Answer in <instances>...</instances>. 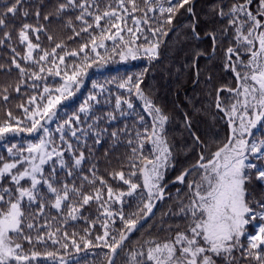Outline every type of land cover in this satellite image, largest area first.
Here are the masks:
<instances>
[{
    "label": "trees",
    "instance_id": "obj_1",
    "mask_svg": "<svg viewBox=\"0 0 264 264\" xmlns=\"http://www.w3.org/2000/svg\"><path fill=\"white\" fill-rule=\"evenodd\" d=\"M13 2L14 0H0V14L6 13V7H11ZM136 3L138 10L133 13L131 4L125 0L124 7L128 9V12L125 13L120 7L119 0H75V3H69V0H22L21 4L17 6L18 11L15 14L7 13L4 16L6 27L0 26V41H3L0 43V124L11 123L20 128L31 127V120L28 119L24 109H29L31 112L37 105H40L42 109L47 103L49 95L53 98L58 96L59 92H56L55 89L64 85V73L67 72L71 75L73 65H80L83 68L77 77L79 82H83V87L76 91L74 97L67 101H61L52 109L56 115L51 121H48L46 117L40 120L41 124L48 128V133L40 130L5 134V138L0 140V157H3L4 161H9L10 154L7 149L13 144L22 147L29 141L38 140L57 132L50 138L53 142L51 147H56L64 154L62 158L66 167L62 169L59 163L55 162V179L59 182L55 186L59 187L65 183L69 186L75 184L77 187L82 186V190L91 195H95L96 189L101 191V201L98 202L95 199L90 201L77 213V219H69L67 223L64 222L67 206L63 207V211L46 206L41 212L36 202H33L30 208L27 207L28 202L25 199L23 210L26 218L22 235L13 236V239L22 245L21 254L28 255L31 264H61V260L65 264H106L110 249L104 248L103 243L96 240V236L103 235L105 231L102 225L108 224L107 230L110 233L108 239L111 243L112 235L119 238L121 231L126 232L123 222L116 213L123 211L125 219L130 216L137 219L135 215L131 214L136 213L138 208H142L143 204L148 201L142 170L146 167V163L151 161L154 154L151 141L145 136V129L149 134L152 131L153 118L152 114H149L145 109L143 101L139 102L135 98L133 110L128 111L125 101L122 99L128 93L120 87L122 83L115 81L118 75L135 79L140 77L139 86L144 96L151 99L153 105L161 108L163 113L169 117L165 138L174 148V158L172 168L167 172L162 187L176 179L185 169L196 164L200 159L201 152L205 155L206 160L210 159L211 153L223 146L229 138V125L217 108V95L219 89H223L220 105L228 114L232 111L228 107L229 102L232 106L236 105L238 111L240 103L237 101L241 100V96L225 89L237 85L227 56V49L234 47L237 41L235 29L229 27V18H221L217 13L220 8L227 12L232 5L242 4L244 0H198L194 6V15L186 11L191 4L185 5L173 16L171 25H164V31L167 33L171 31L168 37L160 33L153 35V29L159 27L168 15L167 13L162 15L158 11L161 4L165 8L170 6L167 0H152V4L156 6L155 11H148L143 0H136ZM60 4L68 6L57 14ZM81 4H86L88 13H91V15L85 14L83 20L77 19L82 12L79 7ZM112 9H115L117 15L123 19L113 18L111 22L102 19L100 27H96L94 16L103 15L105 11ZM252 10H255L254 7ZM25 12L28 13L26 16ZM45 16L49 18L45 19ZM240 16L243 18L242 13ZM133 17L140 20L141 23L135 24ZM147 19H151V21L148 22ZM195 19L199 35L204 36L207 33H212L217 41V49L210 58L200 56L198 61L199 80L194 85L196 81L195 53L210 54L213 46L210 37L201 40L193 35L191 26L195 25ZM112 23L120 24L121 35L125 41H128L131 36L127 31L128 28L133 30L132 34L136 38L135 40L141 41L145 31L156 38L159 47L158 55L153 62L145 57L134 61L135 63L132 65L125 63L118 67L112 63L105 65L104 59L109 58L112 54V52L107 54L106 47L109 49L112 41L105 40L106 47H97L94 52L91 40L93 36L99 37L102 28L109 29L107 35L114 34L116 29L111 27ZM24 24L30 25L32 29H39V31L31 29L27 31L29 40L33 44L39 45L33 50L31 60L23 59L28 52L27 42L22 43L19 37V32ZM88 25H92V27L89 28ZM174 27L175 29L172 30ZM86 28L87 31H83ZM227 28H229L228 31ZM5 32L10 35L6 37ZM244 32L247 34V28L244 29ZM57 44H60L61 47L57 48ZM85 44L87 48L81 52V46ZM54 48L56 52L55 55H52ZM239 49L245 50L241 44ZM44 51L50 55L46 60L40 61L39 57L43 55ZM73 51L78 55H68ZM96 53H99V56ZM85 55L88 57L87 60L84 59ZM61 56L65 57L63 63L59 59ZM101 57H104L103 62ZM248 59L246 58L242 62L244 63ZM13 60L25 69L23 74L16 67V63H13ZM236 64L238 72L242 75L240 69L244 67L238 59ZM40 67L45 70L40 72ZM57 67L60 70L59 76L48 72V69L51 68L54 73ZM32 72H36L39 78L32 76ZM98 77L106 80L105 87L110 94L101 96L96 104L89 105L88 111L81 112L80 108L86 103L85 98L87 99L89 92H92V83ZM127 86L124 85L125 88ZM17 87L19 91H17ZM45 87L51 91L46 93ZM132 88L133 91H136L135 86ZM115 89H119L118 93L115 92ZM31 97L36 98L35 103H29ZM117 99L120 100L119 107H117ZM242 111L241 108L238 117ZM9 113L11 116L8 115ZM109 113L115 119H109ZM75 116H79V121L75 120ZM231 116L232 120L236 119L235 115ZM36 118L40 119V117ZM69 118H73L72 122L65 127L64 132L57 131V128ZM17 120L20 121L19 125L16 124ZM187 121L200 139V143L195 140L193 133L188 128ZM239 122L238 118L235 126ZM89 125L92 127L89 128ZM72 129L77 130L75 137L71 135ZM113 132L116 133V136L112 135ZM137 133L140 135L138 136ZM62 134L64 141L60 139ZM260 140H264V123L256 130L255 137L251 138L250 144L252 142L259 143ZM142 142L143 146L141 147ZM68 144L72 145L71 150L67 148ZM133 149H136L135 153H133ZM81 152L84 154V159L79 166H76L75 159ZM249 155L251 157L246 163L256 167L248 169L251 174L250 179L246 182L249 193L247 199L253 209L255 219L247 225L246 235L240 239L243 249L248 248L247 237L255 235L258 226L264 224V218L260 216V213L264 212V207L261 206L264 205V180L258 178V170L264 169V149L258 153L249 152ZM52 167L53 162L44 165L46 176L52 171ZM69 172H72L71 176L68 175ZM118 172H123L126 180L138 185L131 195H127L130 191V184H125L119 179V176L114 175ZM132 173L135 174L132 175ZM201 173L202 170L191 172L183 185L178 183L168 188L166 193L169 196L157 208L154 217L127 241L115 264H128V254L131 252H144L146 256L147 248L150 246L145 243L146 241L156 240L162 243L174 238L177 231L186 230L188 220L180 213V208L189 204L191 191L187 184L197 180ZM85 177L87 179H84ZM100 178L106 181V185L100 184ZM94 179L96 182L90 184L89 181ZM21 183L26 187L29 186L24 181ZM11 186L10 181H0V187ZM108 187L113 189L112 199L108 197ZM41 192L47 193L46 186L41 187ZM121 192L125 195L120 198L119 202H116L115 197ZM49 199L54 200V197H49ZM101 202H106L104 207L113 212L112 217H107L104 214V208L100 206ZM29 223L33 225L31 229L27 227ZM25 236L31 239L26 240ZM38 237L41 239H37ZM73 240H75V244H73ZM86 241H91L87 248H85ZM65 244H67L66 248ZM77 245L79 251H77ZM33 252L39 255L32 258ZM48 253L53 255L49 256ZM233 255L237 258V264H256V261L251 257L241 258V250L235 251ZM24 264H28V262H24ZM217 264H222V262L218 260Z\"/></svg>",
    "mask_w": 264,
    "mask_h": 264
},
{
    "label": "snow or ice",
    "instance_id": "obj_2",
    "mask_svg": "<svg viewBox=\"0 0 264 264\" xmlns=\"http://www.w3.org/2000/svg\"><path fill=\"white\" fill-rule=\"evenodd\" d=\"M22 0H14L11 7H6V13L0 14V26H5V18L7 13L15 14L18 11L17 6L20 5ZM148 11H155L156 6L152 4V0H143ZM169 7L165 8L162 4L159 5L158 11L163 15L167 13V17L163 19L160 26L153 29V35L157 33L167 35L168 33L164 31V25H171L173 16L179 11V9L184 8L185 5H190L192 0H167ZM69 3H75V0H69ZM131 4V10L135 13L138 10L136 0H128ZM120 7L125 13L128 9L124 7L125 0H119ZM68 5L60 4L57 8V14L62 12ZM79 7L82 9L81 15L77 19L83 20L85 14L88 13V8L86 4H81ZM253 7L255 11L253 12ZM215 10V9H214ZM186 11L188 13H193V8L189 6ZM243 14L241 18L240 14ZM28 13L25 12L26 16ZM221 18L228 17L229 26L235 29V39L238 44L243 45L245 51L249 54V59L247 63L241 62L242 67L247 68L249 71L243 74L242 88L244 100L242 102V107L244 109V114L239 117V126L231 127V136L228 142L222 147H219L214 153H211V158L207 159L202 154L200 156V161L196 165H193L190 169H185L181 175L176 177L177 181L184 182L186 175L190 172H200V179L189 182L187 187L191 191V196L189 197V204L184 205L180 208V213L188 220L187 228L185 231H177L174 238L171 240H166L160 243L156 240H149L145 243L150 245L147 248L146 256L144 252H131L128 254V264H217L220 260L222 264H237V258L233 253L237 250H241V258L251 257L256 261V264H264V224L258 226V231L255 235H249L248 238V248L243 249L240 244L241 237L246 235V226L249 225L251 220L255 219V214L253 209L250 207V202L247 199L249 193L245 187L246 182L250 179V176L246 173V169L255 168L253 164L246 163L248 156L246 152L258 153L264 149V140H260L259 143L252 142L251 144L245 136H252L253 130L257 128L259 123H264V0H244L243 4H234L232 7L225 12L223 8H220L217 13ZM146 16V13H145ZM45 16V19H48ZM115 18L117 20L123 19V17L117 15L115 9L110 11H105L103 15H95L94 21L96 27H100V21L102 19H107L109 22ZM134 23H141L140 20H136L133 17ZM147 22L146 20L144 21ZM86 23V21H85ZM92 27V25H88ZM112 28L116 29V32L111 35L106 33L109 31L108 28H102L99 37L93 36L92 51L95 52L97 47L103 48L105 40L116 41L119 39L125 45L135 42V37L132 41H125L121 35V28L119 23H112ZM193 28V35L197 38L198 35L195 33V26ZM247 28V34H245L244 29ZM39 31V29H32L28 24H24L19 32V37L21 42H27L28 52L27 55L23 57L25 60L32 59V52L34 49L38 48V44H33L28 37V30ZM83 31H87L83 29ZM129 34H132L133 30L131 28L127 29ZM4 35L8 37L10 34L5 32ZM211 35V34H210ZM213 40L215 36L212 35ZM51 39V37H49ZM99 40V43H97ZM3 41H0L2 43ZM258 43V46H257ZM57 48L61 45L57 44ZM159 47V42L152 44L150 48L145 49L146 53L150 54V58H155L158 53L157 49ZM87 48V45L81 46V52ZM116 49L113 48V51ZM13 51H15L13 49ZM236 49L229 47L227 52L232 54ZM56 49L52 50V55H55ZM99 56V53H96ZM128 54L132 55L135 59V53H133L132 48H128ZM50 54L44 51L43 55L39 57L40 61H44L48 58ZM70 56H77L78 53L73 51L69 53ZM204 55L202 52H196L195 56L198 59L200 56ZM120 58L126 59L125 53H120ZM61 63H63L65 57H59ZM85 60L88 59L87 55L84 57ZM229 61H231V55L228 56ZM103 62V58L101 57ZM13 63H16L13 60ZM39 63V61H37ZM16 67L20 69L21 74L25 72V69L21 68L18 63ZM45 69L40 67V72ZM235 71V66L232 68ZM83 71L82 66L73 65V70L71 75L67 72L64 73L65 83L60 88L55 89L61 95L53 98L49 95L47 103L44 104L41 109L40 105H37L34 111H29V109H24L27 114L28 119L31 120V127L20 128L18 126H13L11 123L0 124V140L5 138V134L8 133H19L23 131L36 132L43 130L44 133H48V128L44 124H41L40 120L47 118L51 121L56 115L52 109L55 108L57 104L60 103L63 93L68 91V87L79 81L77 77ZM50 74L56 76L60 75V70L57 67L56 71L53 73L51 68L48 69ZM32 76L37 78L38 74L36 72L31 73ZM236 76L241 79V73L237 72ZM128 83H131V78H129ZM120 87H124L121 84ZM136 90L141 98L145 99V105L149 109V114L155 113L153 116L152 131L149 134L147 129H145V136L151 141L153 145V150L157 153L155 161H148L147 163L151 165L150 173L145 171L144 174V187L147 188L148 201L143 204L142 208H138L135 215L137 219L131 218V216L125 219L123 211L116 213L119 219L123 222L125 229L128 233H131L137 228L138 219L148 217L153 211V198L162 199L164 195V188L161 187V181L163 180L162 169L167 167L169 158L171 156L170 149L167 145V141L163 137V129L165 123L168 121L169 117L165 115L161 108L155 107L150 100L143 97V93L140 91L139 84L136 85ZM17 91L19 88L17 87ZM44 91L49 93L51 90L45 87ZM71 95V93H68ZM250 98V99H249ZM7 99V97H5ZM36 98L31 97L29 103H35ZM241 103V101H237ZM120 105V100L117 99V107ZM21 107H23L21 105ZM131 107V105H129ZM220 104L217 103V108ZM249 108L255 110V115L253 118L245 119L248 115ZM81 112H85L86 108L81 107ZM237 111L236 105L232 106V111L229 114L234 115ZM11 116V113L8 114ZM36 117H40L37 119ZM109 119H115L111 113L108 114ZM73 118L65 121L64 124L57 128V131L63 133L67 125L72 122ZM79 116H75V120L79 121ZM142 119V118H141ZM20 121L17 120L16 124L19 125ZM230 125L233 121L229 120ZM92 125H89L91 128ZM159 129V131H158ZM71 135L76 136L77 130L72 129ZM87 135V132H85ZM116 136V133H112ZM139 136L140 134L137 133ZM61 141H64L63 134L60 137ZM195 140L199 142V138L195 137ZM53 142L51 140H46L43 137L40 138L38 143H29L27 148L18 147L13 144L7 149L10 154V160L4 161L3 157H0V181H10L11 187H0V264H24L28 262L31 264L30 257L28 255L21 254L22 245L15 242L13 236L22 235V228L25 221V212L23 210L24 201L27 200V207H31L33 202H36L40 211L43 212L46 206L63 211V207L67 206V213L64 216V222L67 223L69 219H77V213L80 212L84 205H88L90 201L96 200L101 201V191L96 189L95 195L86 194L81 187L69 186L67 183L55 186L59 182L55 179V162H53L52 171L47 174L44 173V165L53 161V157L57 158L60 167L63 169L66 167L65 161L63 160V153L58 151L56 147H51L49 150V145ZM143 142L141 143V147ZM67 148L72 149V145L68 144ZM15 149V151H14ZM27 151L28 155H24ZM136 149H133V153ZM84 159V154L81 152L79 156L75 159V165L79 166ZM206 162H202L205 161ZM144 171V170H142ZM135 173H132L134 175ZM69 176L72 172L68 173ZM95 175V174H93ZM115 176H119V179L125 184H130V191L127 195H131L133 191L138 188L135 183H130L129 180L125 179L123 172L114 173ZM258 178L264 180V169L258 170ZM84 179H87L85 177ZM24 181L29 186H24L21 182ZM95 179L89 181L90 184H94ZM101 185H106V181L103 178L99 180ZM46 186L47 193L41 192V187ZM194 189V190H193ZM107 193L109 199L113 198V189L111 187L107 188ZM125 193L121 192L115 197V201L119 202L120 198L124 196ZM49 197H54V200L49 199ZM82 198V199H77ZM106 202H101V208H104V214L107 217H112L113 212L109 211L104 204ZM79 205V207H77ZM264 207V205H261ZM260 216L264 218V212L260 213ZM55 219V218H53ZM103 228L105 231L103 235H97L96 240L103 243L104 248L110 249L109 264H115L116 254L119 250L123 248L124 242L127 239L124 231L119 233V238L115 235L111 236V243H109L110 233L107 230L108 224L104 223ZM27 227L31 229L33 225L31 223L27 224ZM11 234V235H10ZM67 236V233H65ZM24 239L30 240L31 238L25 236ZM37 239H41L38 237ZM81 239H84L81 237ZM75 244V240H73ZM91 241L85 242V248L89 247ZM14 245V246H13ZM67 247V244L64 245ZM79 246L77 245V251H79ZM39 254L33 252L31 254L32 258H36ZM52 256V253H48ZM139 257V258H138ZM215 257V259H214ZM61 264H65L61 260Z\"/></svg>",
    "mask_w": 264,
    "mask_h": 264
},
{
    "label": "rangeland",
    "instance_id": "obj_3",
    "mask_svg": "<svg viewBox=\"0 0 264 264\" xmlns=\"http://www.w3.org/2000/svg\"><path fill=\"white\" fill-rule=\"evenodd\" d=\"M148 20V22L149 21H151V19H147ZM133 34H131V36L129 37V39H128V41H132L133 40ZM112 44L110 45V48L108 49L107 47H106V45L107 44H105L104 43V47H106V50H107V54L109 53V52H112V54H111V56L109 57V58H105L104 60L106 61V63H105V65H107V64H110V63H112V64H115V66L116 67H118V66H120V65H124V63L125 64H128V65H132V64H134L135 62L134 61H137V60H141V59H144L145 57L147 58V59H149V61L150 62H153V60L157 57H155V58H150V54L149 53H146L145 52V49H147V48H150L151 46H152V44H154V43H157V40H156V38H154L152 35H150L149 34V32L148 31H145L144 33H143V37H142V40L140 41V40H135V42L134 43H130V44H128V45H125L123 42H121L119 39H117L116 41H112L111 42ZM103 47V48H104ZM129 47H131L132 48V51H133V53H135V56H136V58L135 59H133L132 58V55H129L128 54V48ZM113 48H115L116 50L115 51H113ZM121 52H123V53H125V55H126V59H121L120 58V53ZM157 53H158V49H157ZM104 58V57H103ZM245 64L247 63V61L246 62H244ZM102 70V69H101ZM241 70V72H242V75H241V77H243V74L245 73V72H247V71H249L247 68H241L240 69ZM129 78H131V83H128V81H129ZM78 80V79H77ZM105 79H102V78H100V77H98V78H96V80L95 81H93V83H92V87H91V91L92 92H89L90 94H89V96H88V98L86 99L85 98V100L84 101H86V103H85V105L83 106V107H85L86 108V111H88V108H89V105H91V103L92 104H96L98 101H99V98L101 97V96H105V95H108V94H110V92H109V90H107V88L105 87ZM115 81H119L120 83H122V84H124V85H128L126 88L125 87H123L124 88V90H126L127 91V96H125V98H122L124 101H125V105H126V107H127V109H128V111H132L133 110V108H134V102H133V100H134V98L136 99V100H139V102L142 100L143 101V103L145 104V99L144 98H141V96L140 95H138V93H137V90H136V85H137V83L140 85V77H138L137 79H135V78H132V77H122V76H120V75H118L117 77H116V79H115ZM111 82H114V81H111ZM198 83V82H197ZM243 84V83H242ZM132 86H135V90L136 91H133V88H132ZM83 87V82H79L78 84H76V83H73V84H71L69 87H68V91L67 92H65V93H63V97L61 98V100H60V102L61 101H67L68 99H70V98H72V97H74V95L76 94V91L77 90H79L80 88H82ZM139 88H140V86H139ZM118 90L119 89H115V92L116 93H118ZM140 91L143 93V91H142V89L140 88ZM71 93V95H69L68 93ZM240 98H241V103H240V107L242 108V113H241V115H243L244 114V109H243V107H242V102H243V100H244V95H243V88H242V86H241V89H240ZM61 94L59 93V95L58 96H60ZM57 97V96H56ZM143 97H145L144 96V94H143ZM55 98V97H54ZM146 98V97H145ZM121 98H120V100L123 102V100H122ZM250 99V98H249ZM147 100H150L151 102H152V104H153V101L151 100V99H147ZM129 105H131V107H129ZM145 106V109L149 112V109L146 107V105H144ZM228 107L232 110V104L229 102V105H228ZM225 110V109H224ZM227 112V111H226ZM228 113V112H227ZM155 115V113H152V118H153V116ZM229 115V114H228ZM235 116H236V113L234 114ZM240 115V116H241ZM254 115H255V110H253V109H251V108H249V110H248V115L245 117V119H248V118H253L254 117ZM230 117H232V116H230ZM233 121V120H232ZM168 122H169V119H168V121L165 123V125H164V129H163V137L165 138V133H166V125L168 124ZM240 123V122H239ZM262 125H263V123H259L258 125H257V128L256 129H254L253 130V135L252 136H245L244 138L245 139H247L248 141H249V143H250V140H251V138L252 137H255V132H256V130H258V128H260V127H262ZM239 126V124L236 126V127H238ZM158 131H159V129H158ZM55 133H57V132H53L52 134H50V135H47V136H45V137H43L44 139H46V140H50V138L52 137V135H55ZM196 136H197V134H195ZM198 137V136H197ZM229 139V138H228ZM39 140H40V138L38 139V140H32V141H29L26 145H24V146H22L24 149H26L27 148V146H28V144L29 143H38L39 142ZM165 140L167 141V139L165 138ZM228 141V140H227ZM167 145H168V147H169V149H170V152H171V156H170V158H169V162H168V165H167V167H165V168H163L161 171H162V173H163V180L160 182L161 183V187H162V182L164 181V179H165V176H166V174H167V172L172 168V164H173V158H174V148H172V146H171V144L167 141ZM151 146H152V148H153V145H152V143H151ZM222 147V146H221ZM49 150H51V144L49 145ZM14 151H15V149H14ZM154 151V150H153ZM159 153H157V152H155L154 151V154H153V158L151 159V161H155V157H156V155H158ZM203 153L201 152L200 153V156L202 155ZM24 155H28V153H27V151H25L24 152ZM204 155V154H203ZM246 155L248 156V158L249 157H251V155H249V152H246ZM205 156V155H204ZM206 158V157H205ZM200 160V159H199ZM198 160V161H199ZM248 160V159H247ZM52 162H57V163H59L58 161H57V159H56V157H53V161ZM197 164V163H196ZM196 164H194V165H196ZM192 167V166H191ZM144 171L142 172L143 173V183H144V174H145V171H148L149 173H150V170H151V165L150 164H148V163H146V167L143 169ZM246 173L250 176V171H248V169H246ZM200 179V176L197 178V180H199ZM251 182V181H250ZM247 185V184H246ZM245 185V187H246V189H247V186ZM164 187V186H163ZM145 190H146V194H147V188H145ZM148 198V197H147ZM154 201H155V198H153V201H152V203H154ZM182 204H184V203H182ZM158 208V207H157ZM157 208H156V210H157ZM156 213V212H155ZM155 215V214H154ZM154 217V216H153ZM152 217V218H153ZM247 227V226H246ZM242 238V237H241ZM163 243V242H162Z\"/></svg>",
    "mask_w": 264,
    "mask_h": 264
},
{
    "label": "water",
    "instance_id": "obj_4",
    "mask_svg": "<svg viewBox=\"0 0 264 264\" xmlns=\"http://www.w3.org/2000/svg\"><path fill=\"white\" fill-rule=\"evenodd\" d=\"M198 0H193V2L191 3V7L193 8L194 7V5L196 4V2H197ZM175 29V28H174ZM173 29V30H174ZM195 33L197 34V32H196V30H195ZM169 34H167V36H168ZM199 37V36H198ZM228 55H230L229 53H228ZM233 62V61H232ZM195 66H197V62L195 63ZM234 66V65H233ZM235 72V75H236V71H234ZM236 78H237V76H236ZM238 79V78H237ZM240 86H241V79H238V86H237V88L236 89H234V90H232V92H238V90H239V88H240ZM220 93H221V89L219 90V92H218V100H217V103H219V100H220ZM222 110V112L226 115V113L223 111V109H221ZM229 118H227V121L229 122ZM189 126V129H191V126L190 125H188ZM232 126H234V122H233V124L232 125H230V123H229V129H230V136H231V127ZM192 131V130H191ZM229 136V137H230ZM194 137H197L195 134H194ZM199 142H200V140H199ZM228 142V141H227ZM200 161V160H199ZM203 162V161H202ZM190 169V168H189ZM188 175H186V177H187ZM185 177V178H186ZM176 183H182V184H184V182H180V181H177L176 179L175 180H173L171 183H169V184H167L166 186H164L163 188H164V195H163V198L162 199H155V201H154V203H153V211H152V213L151 214H149V216L148 217H144V218H141L139 221H138V224H137V228L136 229H134L131 233H128L127 231L125 232V235L127 236V239L125 240V242H124V245L126 244V242L132 237V235L136 232V231H138L141 227H143L146 223H147V221L149 220V219H151L153 216H154V214H155V212H156V208L158 207V205H160L162 202H163V200L165 199V197H166V195H165V192L167 191V189L170 187V186H172V185H174V184H176ZM124 245H123V247H124ZM120 251L121 250H119L118 251V253L116 254V258H117V256H118V254L120 253ZM116 260V259H115ZM107 264H109V259H108V261H107Z\"/></svg>",
    "mask_w": 264,
    "mask_h": 264
},
{
    "label": "bare ground",
    "instance_id": "obj_5",
    "mask_svg": "<svg viewBox=\"0 0 264 264\" xmlns=\"http://www.w3.org/2000/svg\"><path fill=\"white\" fill-rule=\"evenodd\" d=\"M191 6V5H190ZM195 6V5H194ZM191 15H194V7H193V13H190ZM196 22H197V20L195 19V30H196ZM196 32H197V30H196ZM170 34V33H169ZM211 34V35H210ZM197 35L199 36V39H201V40H206V39H208L209 37L212 39V42H213V46H212V50H211V53L210 54H207V55H202L203 57H208V58H210V57H212L214 54H215V52H216V49H217V41H216V38H215V40H213V38H212V33H207V34H205L204 36L203 35H199V33L197 32ZM169 36V35H168ZM196 37V36H195ZM200 58V57H199ZM199 58L197 59L196 58V60H195V63L197 62V66H195V72H196V81H195V83H194V85L195 84H197V82H198V80H199V71H198V61H199ZM236 81H237V85H236V87H230V88H225V89H236L237 88V86H238V79L236 78ZM223 90V89H222ZM217 98H218V95H217ZM187 124L188 125H190L189 124V121H187ZM121 252V251H120ZM119 255V254H118ZM118 257V256H117ZM117 259V258H116ZM116 261V260H115Z\"/></svg>",
    "mask_w": 264,
    "mask_h": 264
},
{
    "label": "flooded vegetation",
    "instance_id": "obj_6",
    "mask_svg": "<svg viewBox=\"0 0 264 264\" xmlns=\"http://www.w3.org/2000/svg\"><path fill=\"white\" fill-rule=\"evenodd\" d=\"M228 30H229V28H227V31ZM257 46H258V43H257ZM239 47H240V44H238V43H236V45L234 47H231V48L236 49V51L231 54V57L233 58V60H235V62H236L237 59L240 62H242V60H245L246 58H249V54L245 50H240Z\"/></svg>",
    "mask_w": 264,
    "mask_h": 264
}]
</instances>
